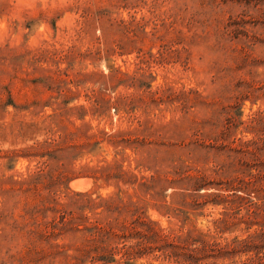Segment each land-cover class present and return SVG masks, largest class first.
<instances>
[{"label":"rangeland","instance_id":"374dc122","mask_svg":"<svg viewBox=\"0 0 264 264\" xmlns=\"http://www.w3.org/2000/svg\"><path fill=\"white\" fill-rule=\"evenodd\" d=\"M263 136L264 0H0V264L108 258L134 206L212 229Z\"/></svg>","mask_w":264,"mask_h":264},{"label":"trees","instance_id":"16d2710c","mask_svg":"<svg viewBox=\"0 0 264 264\" xmlns=\"http://www.w3.org/2000/svg\"><path fill=\"white\" fill-rule=\"evenodd\" d=\"M259 142L263 143L262 147L258 146ZM234 152L239 155L233 167L237 176L230 185L222 187V194L205 195L221 200L212 203L223 211L212 221V229L194 228L167 234L156 223L142 217L138 206H134L128 211L129 219L122 225L124 231L118 236L123 242L132 239L134 243L123 244L118 249L110 246L108 258L104 254L90 256V264H128L127 260L142 252H158L174 264H264V187L259 185L264 177V136L245 142L239 139ZM240 156H249L252 162H244ZM176 215L179 216V212L176 211ZM180 215L184 216L183 222L188 221L187 212H180ZM61 222L64 221L61 219ZM238 226H244L240 229L242 235L228 239L222 236L230 227ZM115 252L121 254L124 262L113 258Z\"/></svg>","mask_w":264,"mask_h":264}]
</instances>
